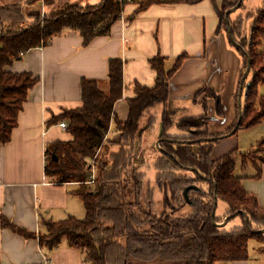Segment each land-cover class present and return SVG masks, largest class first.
I'll use <instances>...</instances> for the list:
<instances>
[{"label": "trees", "instance_id": "obj_1", "mask_svg": "<svg viewBox=\"0 0 264 264\" xmlns=\"http://www.w3.org/2000/svg\"><path fill=\"white\" fill-rule=\"evenodd\" d=\"M28 1L31 4L43 2L47 8L44 19L41 8L29 11L28 15L23 11L22 4L0 7V146L10 142L28 91L39 80L31 73H16L7 67L29 50L49 44L66 29L80 32L86 44L97 36L109 35L129 2L99 0L95 4H81L73 0ZM28 1L26 5H30ZM155 1L196 3L201 0H148L142 3L141 8ZM240 1V7H243L245 0L224 1L220 12V31L226 30L232 44L233 40L238 43L237 50L244 60L237 96L241 87L244 90L246 79L243 77L248 67L252 77L245 109L242 108L241 113L238 108V119L232 127L236 131L253 128L264 121V52L258 50L264 40V2L247 15L253 19L251 35L248 36L238 32L241 26L244 28V17L232 19L230 15L229 23L226 20L227 10ZM29 19L31 23H28ZM184 58L180 57L171 70H166L164 59L154 58L153 65L158 74L156 86L138 87L137 96L129 100L128 119L117 123L124 141L131 142V138L148 128L140 126L145 114L158 105L164 107L160 135L163 156L154 165L158 171L155 184L164 194L165 211L155 212L151 207L156 205L154 191L147 198L150 204L146 201L139 205L128 199V192L138 193L140 187L145 186L146 174L128 170L132 158L130 153L120 151L112 156L106 145L111 122L115 118V103L122 98L124 87L123 61L111 59L109 90L103 91L95 80H83V106L65 111L62 115L69 121L68 131L73 140L54 142L46 150V174L60 184H79L76 194L85 205L86 217L47 221L46 232L39 237L42 247L54 250L66 238L69 246L84 251L89 264H146L163 260L178 264L183 261L184 264H219L248 260L252 239L264 244V232H261L264 229V208L257 197L245 190L243 178L235 173L239 155L244 163L253 156L252 161L259 168L257 177H260L264 155L259 153L264 154V138L246 153L234 149L214 159L212 140L218 137L214 138L209 129L208 101L213 98L217 115L224 117L220 97L204 87L198 94H204V114L183 117L178 121L177 110L171 106L170 80ZM240 116L242 120L239 122ZM173 128L188 134L170 135L169 131ZM253 152L260 157V163ZM94 167L99 170L92 183ZM178 170L186 173H178ZM219 201L225 202L228 207L223 217L216 215L217 208L213 216L215 202L218 204ZM134 207L139 210L141 220L135 219ZM186 207L188 213L184 214L182 211ZM241 210L245 214L240 213L228 221L230 223L239 218L240 224L230 229L227 228L228 223L219 226L227 216ZM175 212L179 214L175 215ZM4 225L25 237L37 236L7 220ZM148 227H151L150 230H147ZM259 251L264 253V245ZM132 259L135 262L131 263Z\"/></svg>", "mask_w": 264, "mask_h": 264}, {"label": "crops", "instance_id": "obj_2", "mask_svg": "<svg viewBox=\"0 0 264 264\" xmlns=\"http://www.w3.org/2000/svg\"><path fill=\"white\" fill-rule=\"evenodd\" d=\"M128 1L109 35L97 36L86 44L80 32L66 29L49 44L29 50L7 67L12 72L31 73L39 80L28 91L10 142L0 146L1 264H89L84 251L69 246L66 238L54 250L40 244L39 237L46 232L47 221L86 217L85 205L76 194L79 184H60L46 174V150L54 142L73 140L68 129L60 125L62 122L69 125L62 115L83 106V80L97 81L104 91L109 85L111 59L123 61L124 87L122 98L115 103V118L106 145L112 156L120 151L131 154L128 170L144 173L142 169L148 165L144 157L148 143H151L147 136L155 129L162 133V105L145 114L140 126L148 128L131 138V142L124 141L117 126L118 121L128 119L129 100L137 96L136 89L156 86L158 74L153 65L156 57L165 60L166 70H171L180 57H185L169 84V98L171 106L177 110V121L204 114V94L198 95L204 87L220 97L225 111L224 117H219L215 100L209 98L212 134L229 130L238 119L237 92L244 60L227 31H220V12L226 0L155 1L144 9L142 3L148 0ZM98 2L94 0L91 4ZM263 2L245 0L243 11L237 9L231 14L232 19L245 18L244 31L248 36L251 35L253 19L247 15ZM31 22L29 19L28 23ZM260 46H264V40ZM261 124L264 121L256 126ZM174 129L183 131L173 128L170 135L182 136L172 134ZM158 135L156 133L153 138ZM242 184L264 208V164L259 178L242 179ZM6 220L37 236L28 238L16 233L4 225ZM219 264H264V254L250 253L248 260Z\"/></svg>", "mask_w": 264, "mask_h": 264}, {"label": "rangeland", "instance_id": "obj_3", "mask_svg": "<svg viewBox=\"0 0 264 264\" xmlns=\"http://www.w3.org/2000/svg\"><path fill=\"white\" fill-rule=\"evenodd\" d=\"M26 1H28V0H0V7L5 6V5H11V4H22L24 6L23 11L25 12V14L27 13L28 15H29V11L37 10V9L41 8L42 9V18L44 19V16L46 13L45 11H47V8L45 9L43 2L31 4L30 1H28V3L30 5H26ZM73 1L81 3V4H87V3L94 2V0H73ZM242 8L243 7H240L238 10L243 11V10H241ZM252 26H253V22H252ZM246 29L248 30L247 24H246ZM251 29H252V27H251ZM244 30H245V27L243 28L241 26L238 29L239 34L241 31L246 34V32ZM262 48L264 49V46L263 47L260 45L258 46L259 51L262 50ZM244 77H243V79H246V81H245V86H244V90L242 93V108H243V110L245 109V106H246L247 90L250 87L251 81H252V77L250 75L246 78H244ZM108 89H109V85L106 88L104 87V90L108 91ZM259 109H260V107L258 108V110ZM159 126L161 127V123L159 124ZM232 127L227 131L213 134L214 138H215V136L218 137L217 140H215V141L212 140L214 142L213 149H212V151H213L212 156L214 159H219L220 157L224 156L225 154H228L229 152H231L234 149H238L240 153H246L251 147H256L258 142L262 138H264V124H261L259 126H256V127L250 128V129H245V128L240 129L236 132H234L235 128L232 129ZM156 133H159V135H158V138H159L161 131H159L157 129L150 132L147 136L148 140H150L149 142H151V143L150 144L148 143V150H147V153L144 157L146 160L145 162H147L148 165H147V167L142 169V171L146 174L145 186H141L140 187L141 190L138 193H131L132 191L130 193L128 192V199H130V200L132 199V201H134L135 203L142 205V203H145L147 201V198L154 191L155 192L154 200L156 202V205H152L151 207L155 209V212H162V211H165L164 206H163L164 194L160 191V189H158L156 187V184H155V180H156L158 171H157L154 163H155V161H157V159H159L160 157L163 156V153H162V148H161L162 144H160V140L158 138H153ZM171 133L172 134H180V135H187L188 134L187 132H184V131H182V133L178 132V130H176V129L171 131ZM195 149L197 150L198 148L195 147ZM253 154L255 155L258 163H260V160H259L260 157L256 154V152H253ZM259 155L263 156L264 154L259 153ZM252 159H253V156L250 157V159L247 163H244L241 155H239L236 158L237 168L235 170V173L237 176H240L246 180L259 178V177H257L259 174V168L255 165V162H253ZM92 164H93V162H92ZM98 170H99L98 168H96V169L93 168L94 176L91 179L92 183L95 182L94 177L98 174ZM95 173H96V175H95ZM178 173L183 174V173H186V171L178 170ZM138 179H139V177H138ZM124 197L126 198V196H124ZM147 203L150 204L151 202L147 201ZM227 209H228L227 204L223 201H219L216 215L219 217H223V215L226 214ZM138 211L139 210H137L136 207L132 208V212H135L134 213L135 219L141 220L142 218L140 216V212H138ZM175 213H176L175 215L179 214L178 212H175ZM182 213L187 214L188 213V207H186L182 211ZM238 224H240L239 218L233 222L228 223L227 228L230 229V228H232ZM150 228L151 227H148L147 230H150ZM249 244H250L249 245L250 246V253L252 255H260L261 252L259 251V248L262 247L264 244L260 243L259 241L255 240V239L250 240ZM262 254H264V253H262ZM130 262L132 263L135 261H133V259H132ZM184 263H185V261H183L181 264H184ZM146 264H178V263L163 260V261H155V262L146 263Z\"/></svg>", "mask_w": 264, "mask_h": 264}, {"label": "water", "instance_id": "obj_4", "mask_svg": "<svg viewBox=\"0 0 264 264\" xmlns=\"http://www.w3.org/2000/svg\"><path fill=\"white\" fill-rule=\"evenodd\" d=\"M241 3H242V1H240L235 7L230 8L229 10H227V12H226V20H227V23H229V17H230V15H231L234 11H236L237 9L240 8ZM233 41H234V45H235V46H238V43H236L235 40H233ZM249 73H250V67L247 68L246 73H245V77H244V78H246V77L249 75ZM242 93H243V88L241 87V88H240V92H239V107H240V112H241V113H242ZM241 120H242V117L240 116V118H239V122H240ZM234 132H236V129L234 130ZM55 159L57 160L58 158L56 157ZM217 205H218L217 202H215L213 216L215 215V211H216ZM240 213H244V214H245V212L242 211V210H241V211H237V212H235V213H233V214L227 216V217L225 218V220L223 221V223L219 224V226H224V225H226L230 219L234 218L235 216H237V215L240 214ZM246 221H247V222L249 221V217H248V215H246ZM261 232H264V229H262Z\"/></svg>", "mask_w": 264, "mask_h": 264}, {"label": "built area", "instance_id": "obj_5", "mask_svg": "<svg viewBox=\"0 0 264 264\" xmlns=\"http://www.w3.org/2000/svg\"><path fill=\"white\" fill-rule=\"evenodd\" d=\"M61 127L64 128V129H68L69 125L67 122H62L61 124Z\"/></svg>", "mask_w": 264, "mask_h": 264}]
</instances>
